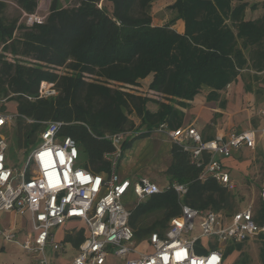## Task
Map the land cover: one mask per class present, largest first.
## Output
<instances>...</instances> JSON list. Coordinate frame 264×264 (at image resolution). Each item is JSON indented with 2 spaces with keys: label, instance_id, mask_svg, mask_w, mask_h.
<instances>
[{
  "label": "trees",
  "instance_id": "obj_1",
  "mask_svg": "<svg viewBox=\"0 0 264 264\" xmlns=\"http://www.w3.org/2000/svg\"><path fill=\"white\" fill-rule=\"evenodd\" d=\"M40 22H26L37 15L38 0H0V97L16 104L13 137L7 148L29 153L39 140L47 120L58 121L60 137L69 136L78 147L77 165L90 172L106 174L113 152L107 135L137 131L122 142L121 156L131 140L149 136L166 124L174 129L202 88L206 99L219 100L220 91L241 76L244 89L256 96L263 92L248 82L264 70V0L262 14L246 19V8L258 7L245 0H175L167 8L172 17L161 26L150 13L154 0H49ZM17 13L9 14V3ZM182 21V29L172 27ZM65 71L59 72V69ZM244 72V73H243ZM153 73L149 87L162 99L131 93L109 81L133 85ZM52 83L56 94L39 96L41 82ZM157 104L152 111L148 103ZM220 107L225 100L219 102ZM131 114L140 121L136 125ZM206 140V139H205ZM26 153V154H27ZM8 157V153H7ZM197 164L181 143L171 142L169 163L164 170L170 182L184 183L187 191L179 199L173 188L137 200L130 209L128 224L135 241L153 232L163 235L181 202L193 208L212 209L224 214L238 211L241 196L209 176L200 177ZM254 208V219L264 224V198ZM258 237V258L264 264V233ZM83 238H74L77 245ZM253 238V239H255ZM243 242L226 243L225 260L239 251L230 264H249Z\"/></svg>",
  "mask_w": 264,
  "mask_h": 264
},
{
  "label": "built area",
  "instance_id": "obj_2",
  "mask_svg": "<svg viewBox=\"0 0 264 264\" xmlns=\"http://www.w3.org/2000/svg\"><path fill=\"white\" fill-rule=\"evenodd\" d=\"M27 18L29 24L42 20L37 15ZM39 88V96L56 94L50 82H41ZM153 92L160 98L159 93ZM6 101V96L0 97V106ZM258 112L264 116V105ZM15 117L16 114L0 109V132ZM44 124L39 142L19 165L8 162L7 139L0 133V211H28L31 220V232L23 239H18L12 229H0V237L29 253L33 264H52L47 249L64 251L66 245L74 249L65 237L56 239L57 229L71 220L84 221L85 235L76 245L70 264H106L109 257L114 264H223L226 243L245 242L264 233V224L254 219L252 201L231 214L193 208L181 202L180 213L170 219L163 235L153 232L147 239L135 241L128 224L130 209L124 197L132 192L137 201L163 190L147 177L132 181L121 178L116 171L121 141L138 132L107 135L114 150L105 156L111 162L106 175L77 165L78 147L71 137L59 136L60 122L47 120ZM154 131L165 132L172 141L181 143L197 164L203 163L205 152L208 160L203 164L200 177L212 176L232 190L237 186L218 156L229 157L242 147L252 150L257 142L256 132L264 137V125L216 135L208 140L203 139L194 126L169 129L164 123ZM166 188H173L180 200L187 191L184 183L176 181L169 182ZM259 196L264 198V186ZM196 227L200 233L187 236ZM205 237L209 239L208 246L203 243Z\"/></svg>",
  "mask_w": 264,
  "mask_h": 264
},
{
  "label": "rangeland",
  "instance_id": "obj_3",
  "mask_svg": "<svg viewBox=\"0 0 264 264\" xmlns=\"http://www.w3.org/2000/svg\"><path fill=\"white\" fill-rule=\"evenodd\" d=\"M39 5L37 9V16H42L45 11L48 9L49 0H38ZM248 3L257 2L258 7L254 10L250 8H246V15L245 18H256L259 17L263 9L261 7V2L263 0H245ZM175 0H154L151 5L150 13L153 18V23L155 25L161 26L162 24L166 23L173 15V12L169 10L167 7L171 5ZM8 13L9 14H16L17 8L16 5L13 2L9 3L8 6ZM28 18H25L27 22ZM175 29H182V21L177 20L175 24L172 25ZM59 72L65 71V69L61 68L58 70ZM244 73V72H243ZM254 71H251L250 77H248V82L252 83L254 86H260L261 84H264V74L259 73L256 74L258 78H254L253 74ZM151 73H149L146 77L138 79L137 83H134L133 85L129 84H121L115 83L113 81H109L110 84L121 86L124 90L131 92V93H137L140 94L143 97L146 98H152V99H164L159 98L153 90L149 87L150 81L146 79L148 76H150ZM153 77V73H152ZM152 80V79H151ZM152 102H149L148 104H151ZM153 105V104H151ZM0 109L2 112L16 114V108L14 101L7 100L5 103H3L2 106H0ZM131 117L135 119V115L131 114ZM16 118L13 119L11 123L4 126V128L1 130L0 133H2L3 136L6 138L9 134L11 137H13V126L15 124ZM166 134L162 135L160 133H156L155 131L152 132L147 137L144 138H136L134 142V146L131 148L125 150V155L121 157V161L119 163V160L117 161L116 169L119 171L124 170L125 173L130 174V176L133 178H136V176H146L148 179L153 180L156 182L160 187L166 188V185L170 182L169 179L165 176L163 173L165 170V167L169 163V157L168 153L166 151V143H164V139L166 138ZM126 138V137H125ZM9 139H7L8 141ZM124 141V140H123ZM120 143V146L122 142ZM262 146H264V140L261 143ZM34 146H32L33 148ZM8 153V162L11 165H19L21 159L26 155L27 151L25 149L16 148L13 146L11 150L7 151ZM264 153V152H263ZM254 156V159L257 163V170L261 174L264 173L263 170V164H264V154L259 153V148L256 147L254 150L251 151V157ZM263 158V159H262ZM120 166V168H119ZM240 188L241 192L239 195L241 196L242 202L237 206L238 208L241 206H245L248 202L253 201L255 204V207L257 206V203L259 202V189L260 186L256 185V183L251 184L250 182H246L245 184L241 185ZM124 203L128 206H132L136 202L135 196L132 194V192H128L127 195L124 197ZM9 219L8 215H3L0 217V225L6 224L7 220ZM85 226V224L83 225ZM61 229H58L56 232V239L62 240L63 236L60 234ZM200 230L196 227L194 229V232L192 234H188L187 236H192L199 234ZM208 238H203L204 245L208 246ZM243 249L249 254L251 261L249 264H261L260 259L258 258V249L260 246L258 237L255 239H251L248 241L243 242ZM224 247H226L224 245ZM144 249H147V246L145 245ZM2 253H0V262L5 259V262H9L10 264H28L29 260H31V255L27 253L24 249H21L13 242H6L4 244V248L2 249ZM47 254H50L52 256L51 263L52 264H70L69 262L71 259L75 256V251L73 248H70L69 245L65 246L64 251L54 250V249H47ZM239 255V251H233L232 253L228 254L223 264H230L234 262L237 259V256ZM3 259V260H2ZM112 260L110 257L107 259L106 264H114V262H111Z\"/></svg>",
  "mask_w": 264,
  "mask_h": 264
},
{
  "label": "crops",
  "instance_id": "obj_4",
  "mask_svg": "<svg viewBox=\"0 0 264 264\" xmlns=\"http://www.w3.org/2000/svg\"><path fill=\"white\" fill-rule=\"evenodd\" d=\"M259 73L264 74V70L258 72V74ZM146 79H148V81H151L152 73ZM260 87L262 88L263 92H259L257 96L253 92L245 91L243 80L239 75L237 76L235 81L230 82L224 89L220 91L219 100L206 99L208 88H202L199 93L194 95L193 100H185L188 103V106L184 107L176 105L185 114L182 124L179 126H194L200 131L202 138L207 140L209 138H213L216 135H227L230 132H237L239 130L260 128L264 125V116H262L258 112V110L264 105V84H261ZM222 99L225 100V105L220 107L219 102ZM151 104H148V108L152 111H155L157 109V104L153 102ZM139 121L140 119L135 116L134 122L136 125L139 123ZM156 133H160L162 135L166 134L165 132ZM135 139L131 140V145L129 148L134 146ZM263 140L264 137L259 132H256L257 142L255 148H259L260 154H264V146L261 145ZM163 141L164 143H166V151L169 157V148L172 140L167 135ZM255 148H253L252 150H254ZM252 150L242 147L236 151H233L229 157L218 156L225 170L228 171L232 182H234V184L237 186L235 188V191H237L238 194L241 192V185L245 184L246 182H250L251 184L256 183V185L260 186V189L264 186V173L260 174L258 172L256 160L254 159V156L251 157ZM124 155L125 152L121 157H123ZM118 160L120 163L121 158H118ZM117 173L121 178H129L132 181H136L139 177H146L136 176V178H133V176L131 177L130 174L125 173L124 170H121V168L119 169V171H117ZM6 214L8 215L9 219L7 220L6 224L0 225V229L15 230L16 235L20 240L26 237L27 233L31 232V220L28 211H23L21 213L12 210L0 211V217ZM83 225L84 221L79 219L68 221L63 226L58 228L61 229L60 234H62V236L65 237L73 245L74 251L76 250L74 238L80 232L83 234V236L85 235V229ZM6 242L7 241H5L3 237H0V253H2V249L4 248V244ZM33 261V258H31L28 264H33ZM0 264L10 263L8 261L5 262L4 259L0 262Z\"/></svg>",
  "mask_w": 264,
  "mask_h": 264
},
{
  "label": "snow or ice",
  "instance_id": "obj_5",
  "mask_svg": "<svg viewBox=\"0 0 264 264\" xmlns=\"http://www.w3.org/2000/svg\"><path fill=\"white\" fill-rule=\"evenodd\" d=\"M180 258L179 254H178V259Z\"/></svg>",
  "mask_w": 264,
  "mask_h": 264
}]
</instances>
